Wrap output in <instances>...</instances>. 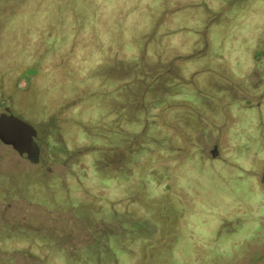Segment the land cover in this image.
Returning <instances> with one entry per match:
<instances>
[{
	"label": "rangeland",
	"instance_id": "374dc122",
	"mask_svg": "<svg viewBox=\"0 0 264 264\" xmlns=\"http://www.w3.org/2000/svg\"><path fill=\"white\" fill-rule=\"evenodd\" d=\"M4 107L0 264H264V0H0Z\"/></svg>",
	"mask_w": 264,
	"mask_h": 264
},
{
	"label": "water",
	"instance_id": "95a60500",
	"mask_svg": "<svg viewBox=\"0 0 264 264\" xmlns=\"http://www.w3.org/2000/svg\"><path fill=\"white\" fill-rule=\"evenodd\" d=\"M36 128L12 112H0V142L14 149L21 157L39 159L40 147Z\"/></svg>",
	"mask_w": 264,
	"mask_h": 264
},
{
	"label": "trees",
	"instance_id": "16d2710c",
	"mask_svg": "<svg viewBox=\"0 0 264 264\" xmlns=\"http://www.w3.org/2000/svg\"><path fill=\"white\" fill-rule=\"evenodd\" d=\"M36 131H37V136H36V140L38 141V142H43V143H47V141L45 140V135L46 134H44L43 132H41V130H39L38 128L36 129ZM40 140V141H39ZM41 146H40V150H41ZM60 150H62V149H60ZM108 155V153L106 154V157H108L107 156ZM109 156H111V155H109ZM106 159L103 157V158H100V159H98L97 161H98V167H101V166H103V165H105V164H107V161H105Z\"/></svg>",
	"mask_w": 264,
	"mask_h": 264
},
{
	"label": "flooded vegetation",
	"instance_id": "af4514ba",
	"mask_svg": "<svg viewBox=\"0 0 264 264\" xmlns=\"http://www.w3.org/2000/svg\"><path fill=\"white\" fill-rule=\"evenodd\" d=\"M3 111H5V112H11V111L9 110L8 107H4ZM0 112H1V111H0ZM36 139H37V138H36ZM36 139H35V140H36Z\"/></svg>",
	"mask_w": 264,
	"mask_h": 264
}]
</instances>
